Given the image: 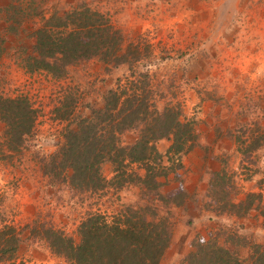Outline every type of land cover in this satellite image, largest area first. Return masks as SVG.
<instances>
[{"label":"rangeland","instance_id":"obj_1","mask_svg":"<svg viewBox=\"0 0 264 264\" xmlns=\"http://www.w3.org/2000/svg\"><path fill=\"white\" fill-rule=\"evenodd\" d=\"M6 2L0 0L2 33L14 39L10 34L16 13L8 17ZM76 2L102 11L125 42L142 47L145 57L133 64L151 73L156 105H179L185 119L195 121V131L185 152L165 154L170 139L157 140L167 169L159 177L158 189L131 182L97 197L69 188L47 190L38 158L56 149L63 128L76 114L89 112L85 104L101 102L116 77L127 72V63L113 66L97 56L80 58L56 79L42 71H25L16 59L18 44L7 39L9 54L0 52V95L28 94L37 108L22 152L2 154L0 119V199L9 221L22 232L18 260L67 264L30 232L28 225L35 220L63 225L76 236L87 209L111 212L126 202H153L170 217L171 235L159 264H177L193 242L213 236L233 247L241 244L246 256L249 248L244 243L264 242V139L250 152L240 150L244 138L264 134V0H43L42 4L62 8ZM165 52L170 56L162 58ZM136 132L124 131L122 143H131ZM101 168L106 178L112 175L110 161ZM247 192L253 193V202L246 211L228 203Z\"/></svg>","mask_w":264,"mask_h":264},{"label":"trees","instance_id":"obj_2","mask_svg":"<svg viewBox=\"0 0 264 264\" xmlns=\"http://www.w3.org/2000/svg\"><path fill=\"white\" fill-rule=\"evenodd\" d=\"M42 2L7 0L8 17L16 13L17 22L10 34L14 39L2 33L5 25L0 19V52L8 53L7 39L11 45L16 42V59L25 71H42L59 79L80 58L97 56L112 61L113 66L127 63V72L116 77L101 102L85 104L89 112L76 114L63 128L56 149L38 158L45 189L69 188L92 197L131 182L158 189L159 177L167 169L157 140L170 139L165 154L185 152L195 121L185 119L179 105H156L151 73L133 64L145 57L142 47L125 42L119 28L102 11L85 2L62 8L53 3L45 7ZM169 56V52L161 55ZM36 112L28 94L0 95L2 154L23 151ZM132 128L137 130L133 141L122 143V133ZM261 138L264 134L244 138L240 150L252 151ZM105 160L113 166L109 178L101 168ZM252 195L247 192L244 198L228 203L246 211L252 205ZM8 218L0 199V264H29L16 256L22 232ZM28 227L67 264H159L171 235L170 217L153 202H126L111 212L87 209L76 226V236L63 225L43 220H35ZM218 238L197 239L177 264H264V242L244 243L249 252L243 256L241 244L233 247Z\"/></svg>","mask_w":264,"mask_h":264}]
</instances>
